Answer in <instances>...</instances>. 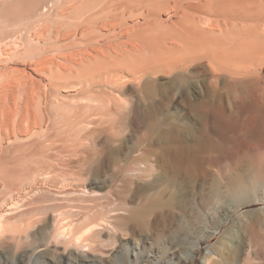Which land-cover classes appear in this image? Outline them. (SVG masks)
<instances>
[{"label":"bare ground","instance_id":"bare-ground-1","mask_svg":"<svg viewBox=\"0 0 264 264\" xmlns=\"http://www.w3.org/2000/svg\"><path fill=\"white\" fill-rule=\"evenodd\" d=\"M31 1L33 14L42 12L44 0ZM110 3L123 13L104 26L120 31L122 41L99 48L89 29L78 30L92 48L73 50L69 63H57L49 90L31 86L32 96L43 98L36 106L43 104L50 119L35 109L33 97L24 106L2 108L0 170L6 189L0 209L30 191L12 211L0 213V254H35L42 245L32 238L39 231L48 244L39 251L51 255L52 264H154L160 258L168 264H264V0L91 5L103 10ZM163 12L175 17L172 25L158 23ZM128 13L143 24L127 28ZM119 72H127L134 85L138 79L135 97L124 103L110 89L109 95L99 89ZM163 72L171 86L162 100L153 99ZM73 86L78 90L70 98L76 100L68 101L70 94L63 92ZM152 99L167 104L171 125L159 129L161 109ZM52 105L78 109L79 116L66 114L65 126L56 130L44 125L52 122ZM44 127L28 146L8 144ZM141 134L145 144L123 143ZM101 139L107 143L99 144ZM148 140L158 146L149 147ZM25 159L26 168L19 169L16 164ZM40 179L56 189L29 187ZM216 234L218 240L207 244Z\"/></svg>","mask_w":264,"mask_h":264},{"label":"rangeland","instance_id":"rangeland-1","mask_svg":"<svg viewBox=\"0 0 264 264\" xmlns=\"http://www.w3.org/2000/svg\"><path fill=\"white\" fill-rule=\"evenodd\" d=\"M58 1L60 2L59 4H58ZM93 2H94V0H47V1L44 0L41 3L42 4L41 6L43 7L42 12H41V10H39V12H38V10H37L36 14H33V12L31 11V8H30V6L32 4L31 0H27V2L26 1L18 2V0H0V123L3 119L2 117L4 114V113H2L3 112V110H2L3 106H7V105L9 106L10 104H11L10 106H12V107H15V105L24 106L26 104V101L28 100V98L33 97L32 95H34V94H32L33 92H32V87H31L33 84L38 83L43 89V90H41L42 92H44L45 89L49 90V88H50L49 84H50V81L53 79L52 75L54 76V71H55V68H53V67H56V65H58L57 63H60V62L63 63L64 61H66V59H68L67 57L70 58L71 56L74 55L75 52L82 53L84 51L83 53H86L87 51L90 50L89 47L92 48V43H93V45L98 44L97 47H99V48H101L102 46L108 48L109 46H111L110 45L111 43H115L119 39H121L119 41H122V38H117V36H116L119 34L120 31L117 30L115 33H111L107 29H105V26H104L106 23L111 22V17H113L114 15L119 14L121 16L123 13L122 8L118 7L117 9H113V8H111V3H110V5L107 8H105L103 10H99L98 8H94L93 5H91ZM133 2H137V0H132V3ZM48 3H49V5H48ZM45 5H47V7ZM45 8H47V9L45 10ZM43 10H45V11L43 12ZM50 10H51V12H50ZM48 12H50V14H48ZM37 13H39V14H37ZM39 16H42L45 18H51V21L39 22V21H37ZM125 17H127V22H128V25L126 24L127 28H129L130 26H131L130 28H132V27L137 26L139 24H143V20L140 17L135 16V18H132L129 16V13L126 14ZM157 18H158V20H157ZM157 18H156V20L158 21V23L162 27L164 25L165 26L166 25H172L174 20H175V17L173 15L167 13V12H163ZM135 21H136V23H135ZM48 27H49V29H48ZM83 29H85V30L89 29V31H87V33L89 34V32H92L93 33L92 37H94L95 41H93L92 43H87V42H84L81 38H78V36L80 37V35H81V32H79V31H81ZM21 30H24L23 31L25 33L24 35L22 34L23 32H21ZM67 33H69V34H67ZM72 34L76 35L75 38L76 37L77 38L75 39ZM21 35H23L22 36L23 39L20 38ZM90 35H92V34H90ZM5 37H8V38H5ZM64 37H65V39H64ZM123 39H125V38H123ZM73 41L75 42V44H71V43H74ZM76 42H78V43H76ZM94 43H97V44H94ZM107 43L109 44L108 46H106ZM102 44H105V46ZM87 48H89V49H87ZM107 48H105V49H107ZM79 49H81V50L79 51ZM82 49H83V51H82ZM73 50H76V51H74V53H73ZM68 54L69 55L71 54V55L69 56ZM78 56H76V58H78ZM45 58L50 59L51 62L48 63V61H46V63H48V64H46L44 62V60H47V59H45ZM62 60H64V61H62ZM39 61H40V64H39ZM41 63H43L42 64L43 66L41 65ZM66 63H69V62L66 61ZM47 65L49 68L47 67ZM36 66L38 68H36ZM39 67H41V68L45 67V68L39 69ZM47 68H48V70H46ZM40 70H41V72H39ZM117 74L114 76V79L112 78V80L109 81L108 83L104 82V84L99 89L104 90L105 92H107L106 94H108V95H109V92L113 91L114 93L113 92L112 93L114 95L117 94L118 98H121L122 102L124 103L125 99L131 97L132 95H133L132 97H135L134 95H136V89H137L136 86L138 85V79L135 80L136 83L134 85L131 83L132 80H130V82H129L128 79L126 78L127 72H123V73L119 72ZM157 77H158L157 82L162 83V85L157 84V86H159V88H157V92H156L158 95L156 94L154 96L155 98H153V99L157 98L158 100H162V98H160V97L164 94L163 91L165 90V88L168 90L169 87L171 86V81L169 79L170 76H169L168 72H163V73L157 74ZM110 79H111V75H110ZM115 80H116V82H115ZM122 80H124V81L122 82ZM113 82H115V83H113ZM112 85H114V86H112ZM160 86L162 89L160 88ZM44 87H45V89H44ZM112 87H114V88H112ZM122 87H124L123 89H124L125 93H121V95H120V94H118V91L120 92L122 90ZM68 88H69V90L67 89L66 92H63L64 94H70L68 96L69 98H66V99L68 101L69 100L75 101L76 99H72L70 97L75 96L76 90H78V86H73V87H68ZM104 88H106V90ZM115 88L117 90H115ZM109 89H110V91H109ZM161 93H163V94H161ZM37 94L38 93H36V95ZM36 95L33 97V104L35 103V109H38V106H36V105L38 104L40 106L39 102L42 101L43 98L40 97L39 94L37 96ZM114 95H110V96H114ZM153 99H152L153 107L155 106L154 108H156L157 111L161 109L160 111H158L156 113V116L160 119L158 127H159V129L166 128L169 124L171 125V119H170L171 116L167 110L168 106L166 103H165L166 105H164V104H162V102L159 103L160 101L158 102V100H153ZM79 100H84V99H79ZM35 101H37V102H35ZM81 102H84V101H81ZM164 102H166V101H164ZM42 105H41V108L39 107L40 110L38 109L37 111L38 112L41 111L42 113H44L46 115L47 118L50 119L49 115L47 116L48 113H45L47 111H45V108L43 107L44 105L43 106ZM50 109H51L50 114H51L52 122H50V120H48L47 121L48 123L46 122L44 125H49L52 123V124H54V126H56V130L60 129L62 126H65L64 121L66 118V116H65L66 114L68 115L69 118H72L74 116L75 117L79 116V110L78 109H76L75 111L72 109H69V108L60 109L56 105H52ZM124 109H125V110H123L124 112H126V111H127V113L129 112L128 110H126L127 108H124ZM162 109H164V110H162ZM158 113H160L161 115H159ZM164 114H166V116ZM131 118H134V119H132V124L136 128H138L137 126H139L140 121L138 120L136 114L132 113ZM37 129H39V130H37L34 135L32 133V134H28L25 136L24 135H22V136L18 135V137H16V138L12 137V139L9 141L8 144L15 143L17 145H24V147L28 146V144L31 141H35L42 136L41 133L45 129V127L42 129H40V128H37ZM138 137L139 138H135L134 139L135 141H133V142H130L126 138V140H124L123 143L128 141L127 143H124V144L131 145L132 143H135V142L137 144H142V145L145 144L144 139H142L144 136L141 134ZM103 140L104 139H101L98 143L99 144H106L107 142H105V140L104 141ZM146 143L150 144L149 147H151V148H156L158 146V142L151 141L149 143V140H148V141H146ZM24 147H21V151ZM11 155H12V153H11ZM0 156H2V152H0ZM34 158H36V157L34 156ZM35 162H32V164ZM10 165H14V164L12 162H10ZM16 166H18L19 169L22 166L24 168H26L27 160L25 159L22 162H19L18 164H16ZM0 168H1V163H0ZM3 176H5V175L0 170V194L3 191H5V189H6L4 186L5 181L3 179ZM34 185H35V187H39L41 185L40 187H46L47 189H54V190L56 189L54 184H51V182H45V180H41V179H40V181L37 180V183H36V181L33 182V184L31 183V185L29 187L32 188ZM35 187H33L32 189H35ZM28 191H30V188L29 189L26 188L22 193L19 194V196H16V199H15L16 201H14L13 203L8 204L6 206H3L0 209V213H3L4 211H6V212L12 211V209H14L13 206L16 204L15 202H18L17 200L21 199L20 197H22L24 194L28 193ZM229 225H230V223L225 224L221 228V231L222 232L226 231V229L229 227ZM219 236H220V234H216L207 242V244H209V245L214 244V242H216L218 240ZM34 238H32L33 239L32 243L34 245H39V246L42 245L41 247H39L36 250L35 254H33L32 252H29L28 255L23 256L22 254H24V252H22V254H21L19 251L18 254H16L15 252L11 253L10 251H8V253L0 254V264H52L53 263V257L51 255L46 256L47 255L46 253H44L43 251H39V249L41 250L42 248H44L48 245L47 241L44 239L43 233H40L39 231H36V232L34 231ZM44 243H45V245H43ZM154 245L158 246V244H154ZM183 245H185V244L181 243L180 248L184 247ZM205 246H206V244L203 245L202 247L205 248ZM180 248H178V249H180ZM42 253H44V254H42ZM50 257H51V259H50ZM164 257L166 258L167 255L165 254V256H163L162 258H164ZM155 263H157V262L155 261ZM157 264H168V263L165 262V259L162 260L160 258L159 263H157ZM171 264H174V263H171Z\"/></svg>","mask_w":264,"mask_h":264}]
</instances>
